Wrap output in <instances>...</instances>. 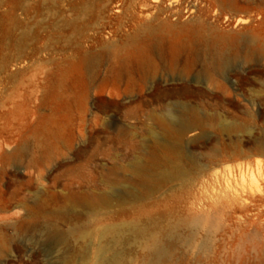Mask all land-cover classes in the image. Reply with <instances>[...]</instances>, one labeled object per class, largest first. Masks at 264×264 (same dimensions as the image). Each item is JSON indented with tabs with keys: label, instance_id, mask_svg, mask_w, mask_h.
Segmentation results:
<instances>
[{
	"label": "rangeland",
	"instance_id": "rangeland-1",
	"mask_svg": "<svg viewBox=\"0 0 264 264\" xmlns=\"http://www.w3.org/2000/svg\"><path fill=\"white\" fill-rule=\"evenodd\" d=\"M57 1L0 0V264H93L130 226L177 229L165 264H264V0Z\"/></svg>",
	"mask_w": 264,
	"mask_h": 264
},
{
	"label": "bare ground",
	"instance_id": "bare-ground-1",
	"mask_svg": "<svg viewBox=\"0 0 264 264\" xmlns=\"http://www.w3.org/2000/svg\"><path fill=\"white\" fill-rule=\"evenodd\" d=\"M164 5V1H160L158 2V5L154 7V10H156L157 12L160 11L161 8L164 7ZM88 6L89 5L86 0H79L78 3L71 2V0H58L55 8H62V10L58 11L59 15L73 13L76 15L77 20H81L88 13L90 9L88 8ZM119 12L123 13V18L126 17L127 12H125L124 7H121L119 9ZM62 18H68V16H63ZM136 19L138 20L139 25H143L144 23L149 22L151 17L150 14H140L137 15ZM238 23L241 24L243 23V21L239 20ZM161 28L166 32L173 31L175 29V24L164 23L161 25ZM105 45L106 44L104 42L96 38L95 33L93 35H89L85 40V47L87 48V50L99 49L104 47ZM193 127L194 126H192L191 124L181 122L180 133L185 134L187 132H190L193 130ZM190 227L192 230H198L202 227V222L199 220H195L190 223ZM100 236L103 239L110 240V244L100 245V247L98 248L96 260L93 264H121L123 257L122 253L121 251H118V249L115 250L114 248L116 246L124 245L128 238L144 239L146 255L142 264H165L171 259V248L173 247L174 241L176 239H180L177 229L167 230L158 235H150L144 229H141L137 226H130L126 229L106 227L100 231ZM108 255L110 256L108 257Z\"/></svg>",
	"mask_w": 264,
	"mask_h": 264
}]
</instances>
